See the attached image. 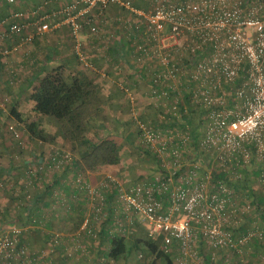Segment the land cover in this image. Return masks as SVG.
<instances>
[{
	"label": "built area",
	"instance_id": "obj_1",
	"mask_svg": "<svg viewBox=\"0 0 264 264\" xmlns=\"http://www.w3.org/2000/svg\"><path fill=\"white\" fill-rule=\"evenodd\" d=\"M147 2V11H138L131 0H73L37 14L33 30L22 36L20 43L41 36L54 26L66 25L74 38V47L79 50L83 27L87 25L90 33L97 31L93 14L103 12L110 4H118L142 19L134 26L142 36L136 46V59L153 61L152 95L161 99L169 97L171 85L181 80L190 99L206 107L208 124L200 145L216 149L223 162L226 156L237 153L242 159L248 158L249 148L264 153V3L261 0ZM23 15L16 11L0 20V26H8L0 31V41L23 29L24 25L15 21ZM50 17L59 18L53 24ZM20 43L0 49V55L16 51ZM173 51L179 52L178 59L172 57ZM218 101L220 106L225 101L236 103L233 109L224 110L216 106ZM171 113L177 120L182 116L176 105L172 106ZM230 116L235 119L228 120ZM138 126L141 139L154 149L165 169L161 176L147 182L126 187L120 183L115 185V198L129 216V222L137 220L142 237L160 240L165 251L174 250L183 262L194 260L198 255L195 245L201 237L191 224L194 219L208 221L202 224L201 233L213 248L223 251L241 246L245 241L243 236L234 239L224 230V224H209L214 209H223L224 204L218 197L226 195L227 188L219 183L217 190L208 195L211 198L206 199L205 183L197 181L198 166L193 161L186 165L184 160L187 139L177 133L164 137L148 122L139 121ZM9 130L19 136L15 126L10 125ZM61 161L52 158L48 168H58ZM86 188L88 196L95 197L97 192L90 186ZM212 202H215L213 207ZM94 208L95 215L102 213V198ZM19 232L13 226L0 236V264H13L15 259L20 260L27 254L26 247L17 246Z\"/></svg>",
	"mask_w": 264,
	"mask_h": 264
},
{
	"label": "crops",
	"instance_id": "obj_2",
	"mask_svg": "<svg viewBox=\"0 0 264 264\" xmlns=\"http://www.w3.org/2000/svg\"><path fill=\"white\" fill-rule=\"evenodd\" d=\"M70 1L73 0H0V20L16 11L24 13L15 20L24 25L23 29L1 40L0 49L20 43L22 36L33 30L37 14L49 12ZM43 2L46 5L42 6ZM131 2L134 6L136 4L138 11H147V0ZM58 18L50 17L49 21L54 24ZM141 20L137 13L118 4H110L103 12L93 14L96 33H90L87 25L83 27L79 35V50L74 47L69 28L58 25L31 41L20 43L18 49L7 56L0 55V179L7 184L6 189H0V200L1 205H7L6 211L9 213L22 214L25 220L35 216L33 224L39 225L30 226L31 230L27 228L19 239L31 250L29 256L36 263L67 264L68 261H76L98 264L99 259L107 260L111 238L119 236L126 241L134 232L132 227L135 222L119 226L121 231H118L116 224H111V214L119 208L116 198L111 200V182H108L111 176L108 175L110 178L106 179L107 174H111V166L86 174L90 186L99 193L96 198L82 192L72 199L70 194L75 172L72 167L64 172L51 171L52 178L30 179L27 176L28 157L36 154L37 149H44L46 144L32 137L26 123L34 119L29 99L33 88L45 74L57 69L62 71L66 80L77 79L85 87L86 95L98 101L100 114L130 117L132 108L124 95L117 94V86H128L129 92L137 96L135 101L141 100L139 95L142 96L149 88L148 83H144L145 78H141L143 68H137L134 73L135 59L131 62L132 57L137 55L135 45L142 39L134 26L140 24ZM9 21H12L11 17ZM7 27L0 26V31ZM40 121L39 128L47 132V138L51 139L46 140L51 142L48 144L62 146L65 139L60 131L54 132L51 119ZM10 125L15 126L21 135L19 142L8 130ZM55 138L58 141L52 142ZM102 196L108 197L104 206L106 209L102 210V215L108 214L107 218L95 215L94 207ZM125 217L123 208L121 218Z\"/></svg>",
	"mask_w": 264,
	"mask_h": 264
},
{
	"label": "rangeland",
	"instance_id": "obj_3",
	"mask_svg": "<svg viewBox=\"0 0 264 264\" xmlns=\"http://www.w3.org/2000/svg\"><path fill=\"white\" fill-rule=\"evenodd\" d=\"M138 43L139 41L136 44ZM134 49L137 52L136 46ZM184 56L186 57V54ZM136 57L137 55L135 58L132 57L131 59V62L135 59L133 61L134 73H136V70L139 68H143L142 70L145 78L144 83H148V90H146L142 96L139 95L141 100L137 99V101H135L137 96L134 95L132 91L129 92L130 88L128 86H117V94L121 93L126 99H128V104H130L132 108L131 116L108 117L100 114L96 119L90 121L86 128V136L88 139L97 140L98 138H101L102 135H109L119 145L121 161L118 165H115L114 168L111 166V174H107L106 176V179H109L111 176V180L108 181L111 182V189L118 183L123 187H126L137 182H147L155 177L161 176L165 169V166H162V163L159 160L157 162L156 157L158 159L160 158L155 153L154 149L145 144L141 139L137 127L139 121L153 124L163 133L164 137L169 136L170 134L175 135V133H177V136H182L187 139V142L185 143L186 146L183 150L184 160L186 165L193 161L195 162L193 164L198 166L197 181H204V190L207 195L206 199L208 200L211 198L208 195L217 190L219 183L227 188L226 195L218 197V199L222 200L224 204L223 209H214L212 212V220L209 224H224V230L231 233L234 239L243 236L245 241L241 246H237L236 249L227 248L223 249V251L222 249H215L202 237V224H208V221L194 219L191 224L194 226L195 233L199 238L201 237L195 245L198 254L197 258L183 262V260L179 259L178 253H175L174 260L177 264H264V153L258 152L257 148H249L248 151L250 152V155L248 158L242 159L241 155L237 153L226 156L225 162H223V160L218 158L216 149L213 150L212 148L201 146L199 142L208 124L206 107L190 99L184 87L181 85V80L176 81L175 84L171 85L169 97L167 96L166 98L161 99L158 96L152 95L154 85L151 83L150 78L154 67L151 66V63H146V58L142 62L137 60ZM172 57L178 59L180 57L179 52L173 51ZM148 62L153 61L149 60ZM137 77L140 78V75ZM141 78H143V76H141ZM184 81L185 80H183V82ZM227 90L229 91V89ZM120 99L124 102L123 97ZM215 103L217 107L228 110L231 108L233 109V105L236 102L232 104V102L225 101L221 106L219 101ZM138 105L140 106L138 107ZM173 105H176L179 112L182 113V116L178 121L171 113ZM234 119L235 118L232 116L228 118V120ZM53 127L54 128L52 129L54 132L59 133L58 125L55 122ZM42 134H44L47 140L49 139L47 138V132H42ZM20 137L21 135H19V137L17 136L15 139L19 140ZM56 140L58 141V138H55L52 142ZM42 141L46 145L44 146V149H37L35 152L36 154L40 153L46 157L50 153L52 154L56 151L58 145L53 146L48 144L51 143L50 141L43 139ZM63 141L64 143L61 144L62 146H58L63 149H60L58 152L62 153L61 150H65L67 151L66 153H71L76 159H80L81 155L83 156L82 152L86 144L78 141ZM101 169L103 170V168L95 166L93 169H90L88 173L96 172ZM51 171L59 172L60 170L59 168L51 169L50 167H47V169L42 172V177L51 176L52 178L53 174L51 175ZM88 173L85 172V174ZM247 173L252 174V188L242 189L231 183L233 181L239 182L237 180L245 179ZM225 176L226 178H224ZM26 184H31V182H26ZM6 185V182L0 179V189H6ZM105 188L109 189L107 185H105ZM251 192H255L256 196L259 198L258 202L261 206L259 209L255 206L254 199L251 198ZM72 199L75 198L73 197ZM11 200L13 199L11 198ZM1 202L2 201L0 200V236L9 232L13 226L20 229V232L22 233L26 232L25 230L27 228V230H31L30 226L39 225L33 224L34 221L32 220L35 219V217H28V219L25 220V218L22 217V214L19 216L14 215V212H7V205H1ZM214 205L215 202H212L211 206L213 207ZM118 207L119 208L111 214V224H116L118 231H121L119 230V226L129 224V216L122 219L121 215H123V208L120 204ZM102 214L103 212L100 215ZM107 215L104 214L101 217L107 218ZM131 222L135 223L132 227L134 232L132 231V235L130 233L131 236L126 238V242L130 247L129 253H127L125 257H120L118 261H111L109 264H165V262H160L158 260L151 263V258H149L143 250V243L135 244V237L138 235L142 237L141 226L135 219H132ZM123 228L124 226H122V230ZM19 236L20 235H17V240H19ZM157 241H159L158 247L160 249L163 248L160 240ZM26 247L28 248V246ZM30 251L31 250L28 248V252L24 257L29 256ZM22 258L23 256L20 260L15 259L16 261H14L13 264H25V262H21ZM106 262L108 261L101 259L97 261L98 264H106ZM66 263L84 264V262L78 263L76 261L74 263L73 261H68Z\"/></svg>",
	"mask_w": 264,
	"mask_h": 264
},
{
	"label": "trees",
	"instance_id": "obj_4",
	"mask_svg": "<svg viewBox=\"0 0 264 264\" xmlns=\"http://www.w3.org/2000/svg\"><path fill=\"white\" fill-rule=\"evenodd\" d=\"M261 1L264 3V0ZM135 7H137L136 4ZM134 30L138 32V30ZM138 33L140 34V32ZM135 46H137V44ZM151 66L154 67L153 62H151ZM29 99L32 111L34 112V119L29 123H26V126L32 137L38 138L39 140H47L42 134V130L39 128V125L41 124L40 120L49 118L53 123L55 122L58 125V131H60L65 141H78L86 144L82 152L83 156L81 155L80 158L81 161H77V159L74 158L73 155L69 152V154H67V157H64V154L67 152L65 150H61V155L55 154L60 149H63L58 146L56 147V151H54L52 154L50 153L46 157L40 153L31 154L26 162V172L27 176L30 179H42L41 174L45 171V169H47V164L52 163V158L56 159V162L62 160L60 166L58 167L60 171L66 170L67 168L71 167L74 168L75 171L74 177L72 179V192L70 194L73 198L75 194H78L79 196V194H81L82 192H86V187L90 186L88 180L86 179L85 172H88L95 166L104 168L108 166L113 167L119 164L121 158L120 148L118 143L111 136L102 135V137L98 138L97 140L88 139L86 136V128L88 127V123L90 121H93V119H96L100 114V111H98L99 103L92 96L86 95L85 87L80 84L77 79H74L72 81L66 80V78H64L62 74V71L59 69L48 72L42 78H40L37 85L33 88ZM16 118L23 121L20 116H17ZM137 127L139 130L138 124ZM14 136L15 135H13V137ZM16 141L19 142L20 140ZM156 159L158 162L159 159L157 157ZM42 165L44 166V168L39 167ZM251 177L252 174L247 173L245 175V179L237 180L239 182L233 181L231 183H233L234 186L240 187L242 189H249L252 188ZM224 178H226V176ZM77 179L80 180L79 183L76 182ZM79 188L81 189L77 192ZM116 190V186L111 189V200L113 197H116ZM97 196H99L98 192L95 193V198ZM102 197L99 198L103 199V203L105 206V202L108 197ZM251 198L254 199L255 206L259 209L261 206L258 202L259 198L256 196L255 192H251ZM105 209L106 208H104L103 210ZM34 217L35 216L31 218ZM35 220L36 218L32 221ZM20 233L21 232H19L17 235L22 234ZM157 240L141 237L140 235L136 236L134 239L136 245L143 243V250L149 256V258H151V263H154L158 260L160 262H165V264H177V262L174 260L176 252L172 249L169 251H165L163 248L160 249L158 247L159 241ZM17 246L18 248L23 246L26 247L25 244L21 243L20 239L18 240ZM129 251L130 247L125 239L123 237L115 236L111 238L110 248L108 249V252L106 254L107 261H118L120 257H125L126 254L129 253ZM30 258V256H23L21 262H25V264H37ZM109 263L110 262H106V264Z\"/></svg>",
	"mask_w": 264,
	"mask_h": 264
}]
</instances>
